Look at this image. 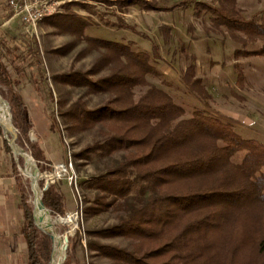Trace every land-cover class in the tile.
Instances as JSON below:
<instances>
[{"label": "trees", "instance_id": "obj_1", "mask_svg": "<svg viewBox=\"0 0 264 264\" xmlns=\"http://www.w3.org/2000/svg\"><path fill=\"white\" fill-rule=\"evenodd\" d=\"M136 1L124 3L138 5ZM7 2L0 0L4 11L9 8ZM237 2H183L175 7L192 4L194 16L204 15L215 31H224L241 43L243 48L234 53L237 58H264V8L246 19ZM143 4L145 9H157L147 1ZM11 40L14 45L9 47L6 37L0 35V88L5 89L3 98L8 101L15 127L30 143L21 92L32 84L25 72L27 59L33 61L30 67L38 60L25 41ZM247 42H259L260 46L247 50ZM95 45L103 50L98 65L108 70L107 75L94 80L81 74L64 75L55 81L86 87L93 95H107L108 100L91 110L76 102L61 117L73 131L99 127L103 132L104 142L83 153L98 151L103 157L124 153L123 161L94 178L91 188L115 201L136 190L153 193L139 207L122 209L124 216L118 224L88 232L101 239L131 240L130 251L92 242L88 249L114 264H264V143L244 138L233 124L202 108H194L187 116L168 92L147 79L161 77L153 65L159 59L155 47V53L149 55L132 50L130 45L106 41ZM194 69L193 62L181 81L206 108L211 96ZM47 97L46 108L54 103L50 90ZM30 145L34 150L35 146ZM33 157L39 162L46 159L38 151ZM13 173L23 211L27 264H49L51 239L35 226L14 166ZM63 198L61 192L49 186L42 201L53 213L64 217ZM114 202H101L98 208L89 210L104 212ZM54 255L53 247L51 260ZM75 260L71 246L64 264H75Z\"/></svg>", "mask_w": 264, "mask_h": 264}, {"label": "rangeland", "instance_id": "obj_2", "mask_svg": "<svg viewBox=\"0 0 264 264\" xmlns=\"http://www.w3.org/2000/svg\"><path fill=\"white\" fill-rule=\"evenodd\" d=\"M58 1L60 5L57 13L40 22L36 29L27 30L17 21L12 28L13 36L29 44L38 60V63L30 67L28 65L33 61L27 59L25 72L32 84L21 92L30 127V143L13 123L18 134L17 144L35 161L41 175L53 173V167L60 164L68 168L65 177L50 185L64 196V217L53 213L47 207L53 220L52 231L56 234L58 229L62 233V237L56 235L65 247V260L67 249L73 246L75 264H114L104 255L89 250L88 243L130 251L133 242L122 237L101 239L89 236L88 232L118 224L125 209L139 207L153 191H132L128 196L115 201L111 196L91 188L90 184L94 178L123 161L124 153L109 157H103L98 151L83 153L88 148L102 144L106 137L99 127L87 131L71 130L70 124L61 117V113L79 101L88 109H94L103 105L108 96L93 95L86 87L64 85L55 81V78L81 74L89 80H94L107 75L108 70L98 65L103 50L99 49L95 42L130 45L132 50L149 55L155 53V47L159 59L153 62V65L161 77L148 76L147 79L168 92L175 102L185 109L187 116L194 108H202L208 114L233 124L244 138L257 139L264 143V58H237L234 53L243 48L241 43L233 41L224 31H215L204 15L199 18L194 16L192 4L187 7H175L183 2H206L216 5L217 0H137L138 5L124 3L126 0ZM145 1L157 9H145ZM237 7L241 15L249 19L264 8V0H238ZM119 24L129 27L122 28ZM259 46V42H247L245 49L254 50ZM193 62L196 77L203 80L211 96L206 108L181 81L182 74ZM47 90L51 91L54 100L48 108L45 107L49 101ZM4 94L5 89L0 88V99L7 105L13 120L8 101L3 98ZM139 94L140 90L137 91V96ZM30 144L35 146L34 150ZM0 147L7 162L15 167L27 205L34 217L35 194L30 188L32 178L26 175L27 172L34 175L33 167L27 166L24 160L13 155L3 138L2 130ZM6 147L9 150H6ZM35 151L43 152L46 159L37 161L33 157ZM70 177L73 178L72 182ZM44 183V180L37 181L39 194ZM101 202L114 204L107 211L91 213L89 209L98 208ZM71 214H78L77 227L73 231L72 225L75 223L57 222ZM40 228L50 232L47 226ZM76 233L79 234V239L75 237ZM18 244L21 249L22 242ZM53 247L55 255L51 260ZM58 249L57 244L51 240L49 264L54 263ZM25 252H17L21 264L26 262Z\"/></svg>", "mask_w": 264, "mask_h": 264}, {"label": "crops", "instance_id": "obj_3", "mask_svg": "<svg viewBox=\"0 0 264 264\" xmlns=\"http://www.w3.org/2000/svg\"><path fill=\"white\" fill-rule=\"evenodd\" d=\"M15 21L21 23L19 19L13 17L9 8L4 11V5H0V35L6 37L9 47L14 45V41L10 39L15 38L12 32ZM23 223V211L16 188L13 165L7 162L0 147V264H21L17 252L27 253L22 235ZM19 242H22L21 249Z\"/></svg>", "mask_w": 264, "mask_h": 264}, {"label": "built area", "instance_id": "obj_4", "mask_svg": "<svg viewBox=\"0 0 264 264\" xmlns=\"http://www.w3.org/2000/svg\"><path fill=\"white\" fill-rule=\"evenodd\" d=\"M7 3L13 17L19 19L27 30L36 29L40 22L54 16L60 5L58 0H8ZM52 172L45 175L40 174L39 180L45 182L40 191L41 193L47 190L50 185L55 184L58 179L65 177L68 174V168L60 164L54 166ZM69 180L72 182L73 178L70 177ZM77 216L78 214H71L64 218L74 217L75 225H72V231L77 227Z\"/></svg>", "mask_w": 264, "mask_h": 264}, {"label": "bare ground", "instance_id": "obj_5", "mask_svg": "<svg viewBox=\"0 0 264 264\" xmlns=\"http://www.w3.org/2000/svg\"><path fill=\"white\" fill-rule=\"evenodd\" d=\"M9 121H10L9 109H8L7 105L0 99V125L3 127V129L6 131L7 134L10 131ZM26 164H27V166L28 165L31 166V164L29 162H26ZM26 175H27V177L32 178V190L35 194V200H34L35 212H34V214H35V218H36V223L40 227L47 226V228L50 230V232L42 230L40 227L39 228L42 231L53 234V237H54L53 242L56 243L57 247L59 248L58 252H57V256L53 260L54 261L53 264H62L63 258H64V250H65V247L63 246V242L59 238V236H57L52 231L53 220L51 219L50 215L47 214L48 210L46 209L45 205L39 199V188H38L37 180H36L35 176L30 175V173L28 174V172L26 173ZM57 222L62 223V224H67V223L74 224L75 223L74 217H70L68 219H62L59 221L57 220Z\"/></svg>", "mask_w": 264, "mask_h": 264}, {"label": "water", "instance_id": "obj_6", "mask_svg": "<svg viewBox=\"0 0 264 264\" xmlns=\"http://www.w3.org/2000/svg\"><path fill=\"white\" fill-rule=\"evenodd\" d=\"M9 125H10V131L8 132V134L6 133V131L3 129V127L0 125V129L2 130V134H3V138L6 141V143L8 144L9 148L11 149L12 153L14 156H17L19 158H21L22 160H24V162H29L31 164V166L33 167V172L35 175L36 180H39V170L36 166L35 161L28 155V153H26L22 148H20L17 144V140H18V134H17V130L15 129L14 125H13V120L12 117L10 115V121H9ZM31 140L33 141L34 138L31 136ZM31 192H32V181H31ZM39 199L41 200V202L44 204V202L42 201V197H41V193L39 194ZM45 205V204H44ZM45 207L47 208V206L45 205ZM47 210L50 212V210L47 208ZM33 219H34V223L35 226L39 228V226L36 223V218H35V214H33ZM54 219H57L56 217H53ZM41 230V229H40ZM42 231V230H41ZM45 235L49 236L50 239L52 240V242L54 241V237L53 234L51 233H47L45 231H42ZM56 234L62 237V233L60 230H56ZM65 258H63V262L64 263Z\"/></svg>", "mask_w": 264, "mask_h": 264}]
</instances>
